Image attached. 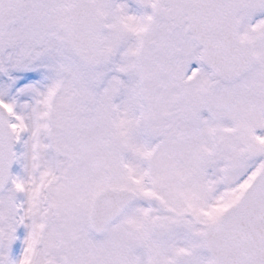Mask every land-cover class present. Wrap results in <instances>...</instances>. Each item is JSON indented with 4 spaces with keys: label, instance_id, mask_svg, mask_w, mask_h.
<instances>
[{
    "label": "snow or ice",
    "instance_id": "1",
    "mask_svg": "<svg viewBox=\"0 0 264 264\" xmlns=\"http://www.w3.org/2000/svg\"><path fill=\"white\" fill-rule=\"evenodd\" d=\"M0 264H264V0H0Z\"/></svg>",
    "mask_w": 264,
    "mask_h": 264
}]
</instances>
